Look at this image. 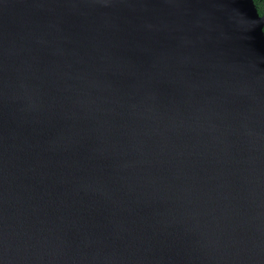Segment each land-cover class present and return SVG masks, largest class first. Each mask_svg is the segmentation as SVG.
<instances>
[{"label":"water","instance_id":"1","mask_svg":"<svg viewBox=\"0 0 264 264\" xmlns=\"http://www.w3.org/2000/svg\"><path fill=\"white\" fill-rule=\"evenodd\" d=\"M253 0H0V264H264Z\"/></svg>","mask_w":264,"mask_h":264},{"label":"trees","instance_id":"2","mask_svg":"<svg viewBox=\"0 0 264 264\" xmlns=\"http://www.w3.org/2000/svg\"><path fill=\"white\" fill-rule=\"evenodd\" d=\"M253 1L258 13L261 14L264 11V0H253ZM263 32H264V26H263Z\"/></svg>","mask_w":264,"mask_h":264}]
</instances>
